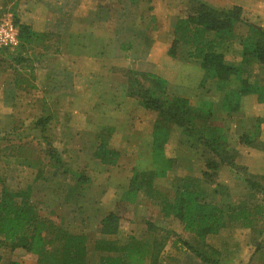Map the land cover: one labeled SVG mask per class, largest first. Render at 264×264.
<instances>
[{"label":"rangeland","instance_id":"374dc122","mask_svg":"<svg viewBox=\"0 0 264 264\" xmlns=\"http://www.w3.org/2000/svg\"><path fill=\"white\" fill-rule=\"evenodd\" d=\"M27 1L0 0V23L3 18L9 16L12 17L14 22L16 19H19L21 22V15ZM94 2L95 0H81L79 2L80 7L75 10V13L80 16H85V11L90 8L91 4L94 5ZM136 4L134 8L139 10L140 14L148 8L147 4L140 2ZM55 5H57L56 2ZM188 11L190 12V9L186 13H189ZM169 23L170 21L164 23L166 31L169 30ZM153 25V21H150L149 28H153ZM67 29L68 33L73 32L79 39L83 35L85 43L90 40L89 37H86L89 33L84 26L79 28V26H74L71 23L68 28L64 26L63 31ZM247 30L248 27L246 24L240 25L238 30H236L237 37L245 35ZM166 31L159 28L152 30L157 40L168 41V38L171 36L165 34L167 33ZM60 37L58 32H55V35L47 33L45 37L34 43L32 48L34 49V53L32 52L30 54L33 57L31 58V62L22 63L27 69L20 66V63H17L14 57H18V55L25 57L28 53H31L29 52L31 48L21 53L16 48L7 50L0 49V183L4 182L13 191L31 187L33 202L36 204L42 217L54 220L73 232L90 233L93 238L90 239L88 244L89 259L92 264H99L100 254L94 249V241L100 234V220L105 214L101 207L105 209L106 203H111V201H107L106 199L105 203L97 195L99 193L98 188L100 189L101 184H104L106 180L105 173L99 170V166H94L95 164L91 162L93 157L87 154L83 156L75 150L66 148L62 144L59 145L57 143L58 136L55 138V132L53 137H51L50 131L48 133L45 132L43 135L47 134L48 136L46 140L44 136H40V129L34 126L40 116L53 115V126L49 122L47 128L50 127V124L52 131H54L57 128L55 126V111L79 108L87 104L82 101H75L70 105L67 102L57 103L54 98L49 102H42V99L35 100L37 96H34V94L37 91L35 89L33 90L35 87H31V84L37 83L39 85L36 86L38 90L49 89L55 84V74L52 75L51 68L57 62L54 53L61 46ZM98 41L94 39L93 44L97 45ZM125 46H128V42H125ZM239 46L240 44L237 39H229V42L224 45L227 60L235 62L241 59L238 52ZM139 50V56H144L143 49L140 48ZM125 53L126 59L124 61L127 63L130 57L132 58L133 53L129 51H125ZM36 60H39L38 65L34 64ZM30 71L36 76L32 82L29 76ZM179 72L176 69H171L168 74L172 80H177L178 82L179 79L182 81V78L179 77ZM193 72L188 69L185 76L189 77ZM263 73L264 70L255 68L253 77L260 79ZM33 74L31 77H33ZM127 74L129 75V71L126 68L121 67V70L116 69L115 85H113V88L116 89V92L118 91L117 93L121 90V88H118L121 86V83H119L121 78L123 77L125 80L124 76H127ZM13 80L21 83V88L25 89L16 90L15 95L12 94L13 90L8 89L5 92L8 98L7 101L5 100V95H3V87L7 82ZM121 82L124 83L123 81ZM124 84L123 92L127 89L126 83ZM169 87L171 92L180 95H189V99H191L193 105H198V103L200 104L207 98L218 101V98L221 96V93L216 90L215 83L213 84L212 81L208 82L207 86L201 87L202 89L199 92L197 89L192 90V86L185 88L177 85L176 89H174L169 84ZM113 88L109 86L100 87L103 91L108 90L109 92L107 97L104 94L102 95L103 97H100L101 102L96 103L95 108L99 107L105 112L107 109L112 110L123 105V111L119 113L121 119L123 118L125 120L128 116L130 117L129 119H132L134 127H136V124H146L148 127L151 126L154 128L157 112L142 106L136 96H131L133 99H129L128 102L121 101L123 94H115L111 97L110 91ZM92 97L90 96V98ZM46 98L48 97H44L45 100ZM108 99L111 100L109 101ZM218 111L220 116H217L219 119L217 122H220V126L223 125L228 130V134L230 135L229 143L239 152L235 158L239 168L230 167L226 164L221 165L217 178L220 188L218 193L215 194V200L222 203L221 201L225 202L227 198L236 205L240 203H246L248 206L254 203L264 205V189L254 190L247 181V179L255 180L261 187H264V174H261L264 171V151L247 147L249 146L248 144H242L239 140V137H241L240 132H243L240 129L242 126L241 123L237 125L233 116L226 117L223 112L221 113V110ZM94 120L96 122L100 118H95ZM239 120L246 121L244 113L238 115ZM183 140L186 141L183 134L178 129L173 128L170 139L165 145V155L172 158L174 163L166 176L164 175V177L158 178L157 185L165 191V194L167 193L170 196H172L173 190L176 187L173 186V183L178 182L177 178L197 176L203 179L202 172L206 168L204 166L205 160L207 157H210L206 148L203 146L192 147L193 149H191L189 147L191 146L190 143H181ZM48 142L51 143L53 148L55 147L54 145H59V148H54L56 149L55 158L51 157L54 155L53 153L51 155L47 151L46 143ZM246 148L249 149V152L245 153ZM250 154H252L251 159H249ZM58 156L63 160V168H60V165L57 168L56 158ZM133 159L137 160L136 157ZM144 160H140L139 164L137 160V165L134 169L143 170L152 167L149 163H145ZM247 162L251 167L245 165ZM56 169L58 170L57 172H55ZM54 172L57 173V176H55ZM121 174L123 175L124 171H121ZM80 176L86 177L88 179L87 182L80 184L78 180ZM73 187H79L83 191L84 196L79 192L72 193ZM213 187L214 185L208 186L210 194L214 189ZM223 189L228 192V196H226L227 194H222ZM144 195L145 193L143 191L137 193V198L135 199L136 205L124 199L122 200L123 203H120L122 209L119 212L122 216V225L116 237H119L121 241H126L128 236L130 238L138 237L143 241L152 240L154 235L158 238L161 237L160 241L162 242L165 239L168 240L163 253L165 256L162 260L163 264H205L198 259L185 243L191 244L207 253L211 252L219 260L217 264L264 263V216L253 229L233 223L217 234L207 236L203 242L185 229L181 231V224L178 220L174 218L172 220L162 218L159 200H148ZM84 207H86V210H82ZM146 223L149 226H155L153 228L157 231L145 229ZM175 238L177 240L179 239L177 245L172 243ZM210 246L215 248L218 253L213 252ZM183 254L184 256L181 258ZM0 255L2 257V264H9L11 261H17L19 264H37V256L32 254V252H27L24 248L12 249L10 246L5 245L0 247ZM146 263L150 264V258H147Z\"/></svg>","mask_w":264,"mask_h":264},{"label":"trees","instance_id":"16d2710c","mask_svg":"<svg viewBox=\"0 0 264 264\" xmlns=\"http://www.w3.org/2000/svg\"><path fill=\"white\" fill-rule=\"evenodd\" d=\"M15 23L20 34V44L16 50L20 53L32 48L35 42L46 36L45 33L35 32L31 26L21 23L19 19ZM243 24L248 27L247 33L241 36L243 61L249 64L256 59L264 64V31L247 23L239 6L223 9L205 2L197 3L187 15L176 22L173 44L169 50V54L176 57L181 45L190 47L189 58L201 63L205 70V80H214L218 90L223 93L221 108L224 112L239 110L241 97L248 94H258L259 101H264V86L256 85L244 76L247 70L243 67L244 63L228 62L225 53L218 49L220 43L234 38L236 30ZM14 59L17 63L26 61L21 55ZM126 78L129 94L138 97L145 108L157 112L153 141V157L157 167L147 171L134 170L129 190L125 192L123 199L133 203L140 191L149 198L158 199L165 217L177 219L187 232L203 242L207 236L217 234L233 223L253 229L264 216L263 204L254 203L248 206L246 203L236 205L227 198L222 203L215 200V194L220 188L217 178L221 165L239 168L235 161L239 152L230 145L224 126L215 121L214 102L204 101L199 106L193 105L185 97L170 94L167 80L153 73L129 71ZM50 120V116L41 117L34 126L44 133ZM262 122L264 118L258 120L252 132L243 134L240 142L245 145L252 144L260 132ZM173 128L183 134L191 149L203 146L210 157L205 160L203 179L196 176L177 178L178 182L173 183L176 187L170 196L155 188L154 183L156 178L167 175L168 170L173 167L174 160L164 152ZM44 137L48 139L45 135ZM46 146L48 153H53L51 157L55 158L56 149L49 142ZM96 155L105 162L115 163L119 153L103 143L97 149ZM56 161L57 168L59 165L63 168L62 158L58 156ZM57 171L56 169L55 172ZM78 180L83 184L88 179L80 176ZM247 181L254 190L264 189L255 180ZM0 184V247L7 245L12 249L24 248L37 256V264H91L88 245L93 238L91 234L73 232L54 220L42 217L33 202L31 187L13 191L4 182ZM209 185H214L211 194ZM222 194L228 196L225 189ZM120 203L117 210L102 219L101 237L94 241V248L103 253L99 264H146L149 257L150 264H163L160 255L164 241L156 239L150 244L131 237L124 244H119L118 241L106 237L119 232V211L122 209ZM185 244L203 263L219 262L211 252L207 253L191 244ZM210 248L218 253L215 248ZM1 260L0 255V264ZM9 264L19 262L11 261Z\"/></svg>","mask_w":264,"mask_h":264},{"label":"crops","instance_id":"0c3cea01","mask_svg":"<svg viewBox=\"0 0 264 264\" xmlns=\"http://www.w3.org/2000/svg\"><path fill=\"white\" fill-rule=\"evenodd\" d=\"M80 1L81 0H28L21 15V23L31 26L35 32L52 35L58 32L61 36V46L54 53L57 62L51 68L52 75L55 74V84L51 88L43 90L37 89L36 86H39L37 83L31 84V87H35L33 90L35 89L37 91L34 94V96H37L35 100L42 99V102H49L54 98L57 103L67 102L68 105L75 101L87 103L83 107L55 111V126L57 128L54 131L51 129L54 120H52L53 115H47L51 117L49 121L51 125L49 124L50 127H48L45 132L48 133V131H50L51 137L54 136L55 132V138L58 136L57 143L59 145L62 144L66 148L75 150L83 156L87 154L93 157L91 162L95 164V167L99 166V170L102 173H105L104 176L106 180L104 184H101V188H98L99 193L97 195L100 200L105 201L106 199L107 201H111V203L107 204L105 201V209L101 207L105 213L100 220V234L98 237H101L100 229L102 227V219L110 212L117 210L118 204L125 196V192L129 190L134 170H138L134 169L137 165V160L139 164L140 160L145 159L144 162L152 166L151 168H145L139 171L151 170L157 166L154 163L153 157L154 128L151 126L148 127L146 124H136V127H134L132 119H129L130 117L128 116L125 120H123V118L121 119L119 113L123 111V105L112 110L107 109L105 110L106 113L99 107L95 108L96 103L101 102L100 97H103V94L107 97L109 92L108 90L103 91L100 87L109 86L113 88V85H115V71L116 69L121 70L122 67L126 68L128 71L156 74L167 80V88L171 94L189 99V95H180L171 92L169 90V84H171L174 89H176L177 85L185 88L192 86V90L197 89L199 92V90L207 86L208 82L212 81L213 84L216 82L211 79L205 80V70L201 63L188 56L190 49L188 45H181L176 57H172L169 54L174 40L173 32L175 24L178 19L187 15L188 13H186V11L188 9L191 11L199 2H205L216 8L223 9L239 6L243 10L244 20L264 31V0H95L94 5L91 4L90 8L85 11L86 17L75 13V10L80 7ZM55 2L57 5H55ZM138 2L148 5V8L141 14L139 10L134 8V5H137L136 3ZM150 21L154 23L153 28H149ZM167 21H170L168 31H166L164 27V23ZM71 23L74 26H79V28L84 26L89 33L86 37H89L90 40L85 43L83 35H81L79 39L73 32L68 33V29L63 31L64 26L68 28ZM158 23L159 25H157ZM72 28L75 29L73 26ZM154 28L163 29L167 32L165 34L171 37L168 38V41L161 39L157 40L152 32ZM234 38L237 39L240 44L238 52L241 59L235 62L226 60L234 64L244 63L243 67L247 69L244 76L248 78L250 82L264 86V73L260 79L253 77L255 68L264 70V64L256 59L251 60L249 64L245 63L243 61L241 36L237 37L236 35ZM94 39L99 40L97 45L93 44ZM125 42H128V46H125ZM228 42L229 39L220 43L218 49L225 53L224 45ZM33 46L34 44L31 47L33 48ZM125 47L127 48L125 49ZM32 48L31 51H29L31 53L27 52L28 55L25 56L26 63L31 62V58H33L30 55L32 52L34 53V49ZM140 48L143 49L144 53V56L141 57L139 56ZM125 51L132 52L134 55H132V58L130 57L127 63L124 61L126 59ZM35 56L39 57L38 55ZM22 63L19 65L24 67L25 65H22ZM38 63L39 60H36V62L34 61L35 65H38ZM24 68L27 69V67ZM171 69L180 71L179 77L182 78V81L180 79L178 82L177 80H172L171 76L168 74ZM188 69L194 71L189 77L185 76ZM29 74L32 82L36 76L31 71ZM32 74L33 77H31ZM124 77L125 80L122 77L121 81L127 85L125 92H123L125 84L120 81L119 83H121V86L118 88H121V90L119 93L113 88L110 91V95L113 97L115 94H123L121 101L128 102L129 99H133L132 97L134 96L129 94L127 76ZM183 81L184 83L182 84ZM215 88L218 90L216 84ZM8 89L13 90L12 94L15 95L16 90H23L25 88H21V83L15 80L7 82L3 87L4 93L2 91L7 101L8 98L5 92L8 91ZM219 93H221V96L218 98V101L212 98H207L204 101L214 102L216 114L215 121L219 120L217 117L220 114L218 110H221V113L223 112L226 117L233 116L237 125L241 123L242 126L240 129L243 131L240 132L241 137L245 133L252 132L258 120L264 118V101H259L257 98L258 94H248L241 97L242 101L239 110L224 112L221 108L223 93L221 91H219ZM90 96L93 97L90 98ZM44 97L48 98L45 100ZM108 100L110 101L111 99ZM189 100L191 101V99ZM200 104L198 103L196 106ZM108 107L110 106L108 105ZM242 113L245 114L246 121H238V115ZM41 117L46 116H40L39 118ZM95 118H100V120L95 122ZM260 127V132L256 135L254 142L248 144L249 146L247 147L264 151V122L260 124ZM44 133H41L40 136H44ZM226 133L228 134V130H226ZM45 136L48 137L47 134ZM241 137H239V140ZM186 142L187 141H183V144ZM103 143H106L108 148L116 150L119 153L115 163L105 162L96 155L97 149H99ZM59 145L54 146L59 148ZM246 152H249L248 148H246L245 153ZM133 154L137 160L133 159L135 158ZM251 155L252 154L249 155V159H251ZM127 157L128 159H126ZM245 165L251 167L248 162ZM114 167L117 168V170H115ZM121 171H124L123 175ZM261 174H264V171L261 172ZM158 178H156L154 186L161 192H165L157 185ZM72 190V193L79 192L84 196L82 193L83 191H81L79 187H73ZM144 197L148 200L152 199L146 194ZM133 203L135 204V202ZM82 210H86V207ZM160 212L163 216L162 218L166 220L173 219V217H165L163 215L161 206ZM178 222L180 223V221ZM147 223L145 229L157 231L153 228L155 226H149ZM121 225L122 221H120L119 232L121 230ZM180 226L181 231L184 230L183 225L181 224ZM118 234L108 235L106 237L118 241L119 244H124L130 239V236H128L126 241H121L119 237H116ZM156 239L160 240L161 237L158 238L154 235L152 240H145L144 242L151 244ZM167 242L168 240L165 239L160 261L165 257L163 253ZM172 243L177 245L179 239H173ZM97 252L100 256L103 255L102 252ZM183 256L184 254L181 258H183ZM90 263L92 264L91 261Z\"/></svg>","mask_w":264,"mask_h":264},{"label":"built area","instance_id":"2783aa9c","mask_svg":"<svg viewBox=\"0 0 264 264\" xmlns=\"http://www.w3.org/2000/svg\"><path fill=\"white\" fill-rule=\"evenodd\" d=\"M19 28L12 17L3 18L0 23V49H14L20 44Z\"/></svg>","mask_w":264,"mask_h":264}]
</instances>
